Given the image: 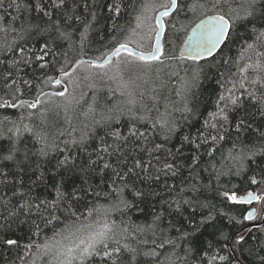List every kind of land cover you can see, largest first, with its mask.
<instances>
[{
    "label": "trees",
    "instance_id": "16d2710c",
    "mask_svg": "<svg viewBox=\"0 0 264 264\" xmlns=\"http://www.w3.org/2000/svg\"><path fill=\"white\" fill-rule=\"evenodd\" d=\"M144 2L0 0V264H60L44 245L104 223L116 233L105 241L112 256L98 246L83 264H260L264 221L238 230L261 218L264 202L233 203L224 193L264 196V101L249 96L264 97V67H255L264 65V39H257L264 0H256L247 27L237 26L214 55L195 61L181 55L183 36L221 9L212 0H183L182 11L164 17L160 60L135 69L140 76L130 82V96L107 78L63 100L48 79L59 74L67 86L61 68L101 60L124 42ZM117 4L119 13L109 7ZM222 95L240 98L238 106L227 105V121L219 114ZM37 97L35 108L21 106ZM240 118L246 127L237 130ZM97 206L108 210L106 219L88 216ZM250 206L254 218L245 220ZM66 225L81 231L69 236Z\"/></svg>",
    "mask_w": 264,
    "mask_h": 264
},
{
    "label": "snow or ice",
    "instance_id": "6c2138e0",
    "mask_svg": "<svg viewBox=\"0 0 264 264\" xmlns=\"http://www.w3.org/2000/svg\"><path fill=\"white\" fill-rule=\"evenodd\" d=\"M63 2V0H61ZM232 0H212V7L217 8L219 7L221 9L220 14L216 15H211L207 16L204 21H201V25L204 26V33L198 43L195 45L196 47H199L203 49L205 52L208 54H211V52L217 48L219 45L223 44L228 37L231 34V31L236 28L237 26L240 27H247V24L250 23L251 21L248 19L254 14L255 10V4L256 0H241V2L238 5V8H232L231 7ZM227 5L228 6V12L224 13L223 12V7ZM109 7H114L116 12L119 13L120 11V6L117 5H110ZM149 8V5L144 6V12H147ZM160 8L162 11H158L156 15V26L152 31H155L158 35L163 31L164 24L161 19V17L169 16L170 12L173 10L176 11H182L183 10V0H167L166 3H163L160 5ZM196 6H190V9L192 11H195ZM242 10V11H241ZM143 15H138L136 17L137 24L136 28L131 29L129 37L125 38V42H118L114 48H112L111 52L108 53L104 60L103 63H97L96 61H79L78 63H88L92 66L95 67H104L105 65L111 64L112 57H119L121 51L127 52L129 57H134L135 60H139L142 62H149V61H158L160 60V57L162 55V48L161 45L157 42L153 47L152 50L149 52H136L134 49L130 48V44H135L137 47H139L138 41L132 39V37L137 35L136 29L140 28L143 23L144 19H146ZM60 36L62 38H67V35L63 32L60 33ZM142 39V37H141ZM257 39H264V31H261L257 35ZM251 47V45L249 46ZM260 55V54H258ZM42 59V57H41ZM188 59H191L193 61L199 59V54L196 55H189ZM127 63H132V61H128ZM41 67H46V65H41ZM248 67H253L252 65H248ZM256 68L264 67V65H261L259 62L255 65ZM117 70H120V64L116 65ZM63 76H68L69 72L64 71L63 68L59 70ZM243 71V69H241ZM50 82L55 83L56 85H59L61 83V80L59 78H48ZM255 83V81H253ZM241 86L243 87V82H241ZM65 93L64 92H57L56 95L63 96ZM250 98L254 101H264V97H257L254 93L249 94ZM221 101H225V108L219 109V114L221 115L222 119L227 121L228 116L224 115V113L228 110L227 105L231 104L233 106H238V102L240 100L239 97L235 95H230L228 97L221 96ZM40 103L39 97L36 98V100L32 103H28L26 101L21 102V106L24 104L27 105L29 108H35L37 104ZM12 107H16V105H12ZM261 113L264 114V108H261ZM215 115V114H214ZM161 125V127L168 128V131H173L174 130V125L171 127L168 126L167 121H157ZM215 128L216 125H213ZM246 127L245 125V119L240 118L238 123L236 124L237 130L244 129ZM24 130L25 131H31V129L27 126L24 125ZM11 131V129L9 130ZM20 129L17 128V132H19ZM118 135V134H117ZM186 139V138H185ZM213 140H216V137L212 138ZM219 139H224V137H219ZM159 148L160 146L157 145ZM235 147V145H233ZM8 159H11V156L6 157ZM198 158H193L192 163L196 164ZM234 159H238V157H234ZM62 163H66L62 162ZM109 165L105 164V168H108ZM166 167H170L167 166ZM175 174V173H173ZM252 183L255 184L256 180L253 179ZM125 187H128L125 185ZM58 195H60L58 193ZM142 193L139 191H133V197L134 198H141ZM224 196L232 201L233 203H250L252 200H257L260 202H264V196H257L253 194L252 192L246 193L244 196H238L236 192H225ZM43 203V202H42ZM124 207L125 208H131L132 203L129 201H123ZM70 211V208L68 209ZM107 209H102L101 206H97L95 208H89L88 209V216H93V215H100L103 216L105 219L107 218ZM15 213H10V215H14ZM73 216H75V213H71ZM254 218V213H247L244 216L245 220H252ZM53 220L58 219V217L53 216ZM77 219H80L77 217ZM87 219V217H85ZM160 219L159 215L154 216V222L158 221ZM48 223H51V221H48ZM115 222H113V225ZM88 232L87 235L83 238L76 237L78 242L75 243L71 247H67L66 253H65V258L60 261V264H73V261H80L81 264H83V261L87 260L89 257H92L94 255L99 254L100 248L98 246H102L105 251L103 252V255L106 257H111L112 252L107 251L108 245L105 243V241L112 239L115 236V231L114 227L110 226L108 223H104L103 225L99 226L96 229L91 228V226H87ZM65 231L68 232L69 236H76V233H79L81 231L80 228H75V231L72 230V225H66L65 226ZM54 235H62V233H54ZM67 239V237H64ZM245 240V237L243 235H240L236 239V243H240ZM8 244H14L16 243L13 240H8L6 241ZM45 248H49V246L46 244L44 245ZM160 247H163V245H160ZM124 248L130 252H135V249H128L127 245H124ZM50 250V249H49ZM113 252H120L121 248L117 247L112 250ZM149 253H144V255H148ZM152 255H155V253H152ZM221 260L226 259V257H220ZM260 264H264V256L259 257Z\"/></svg>",
    "mask_w": 264,
    "mask_h": 264
},
{
    "label": "rangeland",
    "instance_id": "374dc122",
    "mask_svg": "<svg viewBox=\"0 0 264 264\" xmlns=\"http://www.w3.org/2000/svg\"><path fill=\"white\" fill-rule=\"evenodd\" d=\"M163 3H166V0H145L141 10L138 12L136 17L143 13V15L147 18L144 19L143 25L140 28L136 29L137 35L132 37V39L138 41L140 46L137 47L135 44L130 45L134 46L140 51H148L151 49V43L154 33L152 29L155 28L154 14L160 8V5ZM146 4L149 5V8L147 12H144V6ZM136 24L137 20L135 18L134 25L131 29L136 28ZM130 31L125 36V38L129 37ZM128 61H132V63L129 64L127 63ZM145 63L146 62L135 60L134 57H129L127 52L124 51L120 53L119 57H112L111 64L105 65L104 67H95L88 63H81L75 69L70 71L68 76H66V80L68 83L65 91L66 95L64 96L63 100L76 99L83 94V92L90 84H93L94 82L96 83L107 78H113L116 79L117 82L119 81L121 83V85L118 83L119 89L124 91L126 96H130L132 89L130 82L133 81V79L139 78L140 76L138 72H135V69L139 68L140 65L146 66L147 64ZM117 64H120V70H117ZM156 69L159 71L164 70L161 66ZM141 75L145 76L144 73H142ZM152 76L153 74H150L149 78H151ZM56 77L57 76L55 75V78ZM62 87V84H59L55 89L60 90L62 89ZM258 203L259 201H256V207L258 206ZM83 237L85 236H81L80 238ZM77 242V238H74L73 240H56L55 242L48 244L49 248L46 249H50V251L57 254L55 258L61 261L65 258L67 247H71ZM60 251L63 252V254ZM59 254H62V256L60 257Z\"/></svg>",
    "mask_w": 264,
    "mask_h": 264
},
{
    "label": "water",
    "instance_id": "95a60500",
    "mask_svg": "<svg viewBox=\"0 0 264 264\" xmlns=\"http://www.w3.org/2000/svg\"><path fill=\"white\" fill-rule=\"evenodd\" d=\"M158 11H162L161 8H159L155 14H154V21H155V25H156V15H157V12ZM174 11V10H173ZM171 11V12H173ZM170 12V13H171ZM211 15H216V14H206V15H203L201 16L200 18H198L195 22H193L188 30L186 31L185 35L183 36V39L181 41V45H180V52H181V55L188 58L189 55H196V54H199V59L198 60H201L203 58H208L212 55H214L218 49L220 48V46L222 45H219L217 48H215L211 54H208L207 52H205L203 49L199 48V47H196L195 45L198 43V41L200 40V38L202 37L203 33H204V26L201 25V21H204L206 19L207 16H211ZM162 21H163V24H164V17H161ZM163 33H164V28H163V31L158 35L155 31H154V34H153V39H152V45H151V49L148 50V51H140L139 49L135 48L134 46L132 45H129L130 48L134 49L136 52H149L152 50V47L158 42L160 45H161V48H162V36H163ZM111 52V51H110ZM109 52V53H110ZM123 52V50L121 51ZM125 52V51H124ZM107 55V54H106ZM105 55V56H106ZM105 56L101 59V60H95V59H90V61H96L97 63H103V60L105 58ZM77 63L74 62L72 64V66L70 67V69ZM56 78H59L60 79V75L58 74ZM61 80V79H60ZM61 84H62V89L58 90L57 92H64L66 90V84L61 81ZM248 192H252L253 194L257 195L253 190H246L242 193H240L238 196H244L246 195V193ZM258 196V195H257ZM256 200H252L250 203H247L248 205H251L253 202H255ZM255 212H256V207L255 206H250L249 209L247 210L246 214L247 213H254L255 215ZM264 221V210L261 214V218L258 220V221H250L248 222L247 224H245L244 226H242L238 232L250 227V226H253V225H259L261 224L262 222ZM237 260L238 257H236Z\"/></svg>",
    "mask_w": 264,
    "mask_h": 264
},
{
    "label": "bare ground",
    "instance_id": "6f19581e",
    "mask_svg": "<svg viewBox=\"0 0 264 264\" xmlns=\"http://www.w3.org/2000/svg\"><path fill=\"white\" fill-rule=\"evenodd\" d=\"M232 238V237H231ZM231 241V240H230ZM230 244V246H231V243H229Z\"/></svg>",
    "mask_w": 264,
    "mask_h": 264
},
{
    "label": "flooded vegetation",
    "instance_id": "af4514ba",
    "mask_svg": "<svg viewBox=\"0 0 264 264\" xmlns=\"http://www.w3.org/2000/svg\"><path fill=\"white\" fill-rule=\"evenodd\" d=\"M61 84V83H60Z\"/></svg>",
    "mask_w": 264,
    "mask_h": 264
}]
</instances>
